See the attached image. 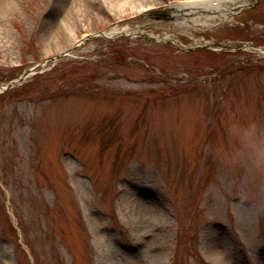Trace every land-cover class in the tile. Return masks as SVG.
<instances>
[{
  "label": "rangeland",
  "instance_id": "rangeland-1",
  "mask_svg": "<svg viewBox=\"0 0 264 264\" xmlns=\"http://www.w3.org/2000/svg\"><path fill=\"white\" fill-rule=\"evenodd\" d=\"M189 1L0 0V264H264V0Z\"/></svg>",
  "mask_w": 264,
  "mask_h": 264
},
{
  "label": "bare ground",
  "instance_id": "bare-ground-1",
  "mask_svg": "<svg viewBox=\"0 0 264 264\" xmlns=\"http://www.w3.org/2000/svg\"><path fill=\"white\" fill-rule=\"evenodd\" d=\"M218 6H209L213 0H191L183 4L182 8L176 11L174 15L176 20L192 19L198 26H212V23L219 19L226 20L232 16L236 10L242 7L246 0H217ZM111 12H118L125 7H131L132 10L141 11L150 7L146 0H108ZM206 3V4H205ZM207 5V6H206ZM125 29H113L107 34L109 37L123 34Z\"/></svg>",
  "mask_w": 264,
  "mask_h": 264
},
{
  "label": "clouds",
  "instance_id": "clouds-1",
  "mask_svg": "<svg viewBox=\"0 0 264 264\" xmlns=\"http://www.w3.org/2000/svg\"><path fill=\"white\" fill-rule=\"evenodd\" d=\"M249 143L252 148V159L257 165H264V133L258 134L257 125H249Z\"/></svg>",
  "mask_w": 264,
  "mask_h": 264
}]
</instances>
